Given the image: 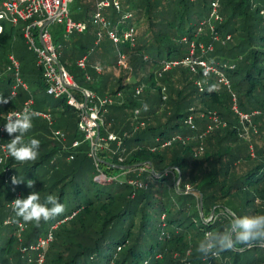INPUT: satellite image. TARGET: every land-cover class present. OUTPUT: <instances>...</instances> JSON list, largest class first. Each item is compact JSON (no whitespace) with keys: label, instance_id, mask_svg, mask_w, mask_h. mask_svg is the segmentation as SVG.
I'll return each mask as SVG.
<instances>
[{"label":"trees","instance_id":"obj_1","mask_svg":"<svg viewBox=\"0 0 264 264\" xmlns=\"http://www.w3.org/2000/svg\"><path fill=\"white\" fill-rule=\"evenodd\" d=\"M215 1L221 20L212 22L214 30L206 25L199 32L201 24L210 20ZM125 3V16L132 15L129 26L136 28L135 45H121L139 77L137 84L125 86L119 78L118 89L112 92L116 83L110 90L111 78L106 79L102 70L98 73V67L93 69L100 96L114 99L103 115L101 139L113 133L121 145L107 142L113 151L100 149L96 165L88 156L89 144L76 133V111L65 105L58 112L57 126L66 134L69 151L41 143L52 135L50 125L32 116V128L21 141H40L36 159L21 162L8 156L0 167V264H23L19 245L35 242L45 223L54 222V240L43 264H263L264 240L236 243L223 251L217 245L207 255L197 248L201 242H211L206 235L223 233L235 218L264 215V0ZM12 38L10 32L0 35V126L3 115L21 109L29 98L40 112L47 113L45 106L55 107V99L51 104L37 98L40 91L32 92L43 79L37 64L38 80L32 79L34 69L24 73L30 92L22 91L21 103H12L11 77H4L8 58L1 57ZM192 43L198 59L224 71L230 88L213 75L205 77L200 67L193 72L182 63L189 58ZM201 44L213 46L212 53L203 54ZM173 62L179 64L162 71L165 63ZM137 86L144 88L140 95ZM234 96L240 113H262L251 120L262 126L258 131L250 129L252 145L239 135L241 124L248 122L234 111ZM212 115L218 116L219 124L210 119ZM189 118L194 126L186 123ZM196 126L204 135L194 131ZM18 135H8V142ZM76 140L82 144L74 150L71 144ZM200 149L203 154L198 156ZM71 154L74 160L69 161ZM100 172L113 180L98 179ZM14 177L23 182L13 184ZM18 192L23 198L38 192L40 203L56 197L64 211L47 221L26 223L8 208ZM213 211L217 219L208 221ZM6 219L11 221L7 226ZM17 224L26 226L21 242Z\"/></svg>","mask_w":264,"mask_h":264},{"label":"built area","instance_id":"obj_2","mask_svg":"<svg viewBox=\"0 0 264 264\" xmlns=\"http://www.w3.org/2000/svg\"><path fill=\"white\" fill-rule=\"evenodd\" d=\"M123 0H98L96 4V11L94 14L95 23L99 24L103 29L108 32L109 39L115 44L120 45L123 43H129L131 46L135 45V27L129 26L128 28L121 30L118 26L113 27L110 22L103 16V10L113 7L117 12L123 10ZM73 0H0L2 9L0 10V35L7 32L6 24H10L15 30L19 24L23 25L22 33L30 51H33L37 56V66L42 71L44 83L46 85V92L49 96L55 99L65 98L66 105L74 109L79 116L78 131L83 135V142L88 143L90 150L88 156L94 160L98 165V151L101 149V142H113L121 145L119 138L109 133L106 139H101L100 131L104 126L103 115L107 112V107L113 104L111 97L99 98L93 92L88 90L79 89L73 76L67 71L66 67L60 62V53L56 44H54L50 27L53 24H60L65 26V31L68 35L77 33H86L88 26L84 22H76L71 19L69 12V5ZM219 1L212 3V10L210 14V20L204 21L199 28V32L202 27L209 25L212 30L214 26L213 21H220L219 14ZM264 15V12L262 13ZM131 14L125 16V20L130 19ZM100 43L102 34L98 33ZM218 40V37L215 38ZM186 41V38L183 39ZM200 49L202 53L213 51V46L205 47L201 44ZM196 45L191 44L190 56L182 63L189 66L190 69L195 72L197 67L203 70L205 77L215 76L220 84L230 88L229 80L227 79L224 71L217 65L211 64L205 60H200L195 55ZM87 56L79 59L77 66L82 70L87 69ZM127 64V55L121 51L117 60L119 67H125ZM178 62L165 63L162 71L166 72L172 68V66L178 65ZM20 62L16 59L14 54L9 55L7 72L12 74L11 81L12 87L10 92V98H16L19 96L20 91L30 92V86L21 77L20 74ZM96 71L101 73V69L97 68ZM87 80H90L89 76H86ZM200 89H202L201 83H198ZM75 92L79 93L80 98L75 95ZM136 95H140L143 92V87L137 86L135 89ZM165 99V97H164ZM234 111L240 116L242 122L250 123L253 116L261 115L260 111H256L252 114H242L239 112L236 102L237 99L233 98ZM34 99L29 98L26 100L21 109L13 110L2 116L4 123L0 126V135L3 136L6 131L4 125L9 120V117L15 119L18 115H22L27 109L32 116L45 120L49 125H54L52 116L49 113L36 111L34 109ZM216 124L220 123L218 116L212 115L210 117ZM188 125H193L192 118H189L186 122ZM53 137L61 142L66 143L67 137L64 131H54ZM82 144V141L76 140L71 144V148L76 150ZM7 149L3 147V154L0 155V167L8 158ZM69 161L74 160V154L69 156ZM100 180H113L108 178L104 173L100 172L98 177ZM17 198H23L22 195L17 194ZM57 226H52L51 230L45 235L40 236L35 243L29 244L23 248V254L28 255V261L35 264H43L45 254L54 240V230ZM26 226L19 224L20 236L25 231ZM32 254L35 255V260L29 258Z\"/></svg>","mask_w":264,"mask_h":264},{"label":"rangeland","instance_id":"obj_3","mask_svg":"<svg viewBox=\"0 0 264 264\" xmlns=\"http://www.w3.org/2000/svg\"><path fill=\"white\" fill-rule=\"evenodd\" d=\"M97 1L98 0H73V2L69 5V12H70L71 19H73V21H76V22L80 21V22L86 23L88 28H89V31H87L86 33L74 32L73 34L68 35L65 31V26L60 25V24H53L49 29H50V32L52 34L54 44L57 45L59 53L61 55L60 56V62L66 67L67 71L73 76V78H74L75 82L77 83L79 89L91 91L96 96H98L99 98L102 99V98H105L106 96L104 94V96L101 97L99 94V92H101L99 90L100 85L98 86L97 85L98 82L96 83V81H94V79H93V76H94L93 69L94 68L98 67L99 69H101L104 72L106 79L111 78V81H113V82H112V84L109 85L110 90H111L112 85H114L119 78H122V80H123L122 85L131 86V85L137 84L139 77L135 76L132 72V67L130 64V59H129L128 54H126L127 55L126 66L125 67H119L117 65L119 53L122 51V45L121 44L119 46L115 45L109 39L107 30L103 29L99 24L95 23L94 14L96 11ZM125 2H126V0L122 1L123 10L120 13L117 12L113 7L103 10V16L108 20V22L111 23V25L113 27H115L116 24H118V23L125 24L127 26L126 28H128L130 25V23L127 20H125V13H126V10H125L126 9V7H125L126 3ZM1 9H2V6L0 4V10ZM6 28H7V32H10L12 34L13 38H12V41L9 43V45L6 47V49L1 52V57H3L4 60L7 59L10 55V52H11L10 46H12L14 56L20 62L21 77L23 78L24 73L26 74L30 70L34 69L35 75L32 76V79L34 81H37L38 80V77L36 76V73H37V67H36L37 56L33 51H30L28 46H27V43H26V41L23 37V33H22L23 25L19 24V26L15 30H13V27L10 24H6ZM98 33L102 34V38H101L99 44L97 43V40H99ZM215 41H217V40L215 39ZM210 53H212V52L209 51L205 55L208 56ZM84 56H87V58H88V61H87L88 69L87 70H82L81 68H79L77 66L78 60L83 58ZM86 76H89L90 80H87ZM4 77L5 78L12 77V74L6 71ZM91 78H92V80H91ZM2 83L3 82H0V84H2ZM26 83L29 85V82L26 81ZM117 87H118V84L116 83L114 85V87H112L113 90H111V91L114 92L115 90L118 89ZM163 89H165V88L163 87ZM110 90L106 91V93L110 94ZM36 91H40V93H37V98L39 100H42V101L48 100L49 103H51V104L54 103L53 100L55 98L52 96H49L47 94L46 86H45V83H44L42 77H40L39 83L34 84L32 87V92L35 93ZM163 91L165 94L166 90H163ZM21 93H22V91L19 92V95ZM75 95L78 98H80L78 92H75ZM123 97H124L123 93H121L118 96V98H120V99H122ZM22 99H23L22 96L12 98V101H13L12 103L15 105L19 104V103H21ZM65 105H66L65 98H61V99H55V104H54L55 107L54 108L45 106L46 108L44 110L52 116L53 121H54V125H50V131H51L52 135L51 136L49 135L46 138H44L43 142H41V143H44V144L46 143L51 148H55V149L62 148L65 151H69V144L67 142L61 143L53 137L54 131L61 130L59 128H62V127L58 128L57 118L59 117L58 112L60 110H62L65 107ZM69 109L71 111H75L72 108H69ZM36 111H38V110H36ZM230 111H231V109H230ZM254 112H256V111H254ZM39 122L43 124L42 120L41 121L39 120ZM194 125L195 124H193L191 126H194ZM241 126H242V128H240V125L238 126L241 129L239 135L244 140L246 138V140L248 141L247 144L252 145V143H251L252 136L250 134L251 133L250 129H253L254 131L260 130L262 127L261 122H257V124L255 122H251V123H247V124L244 123V124H241ZM201 128L203 129V127H201ZM198 130H199V127L196 126V128H194V131H198ZM61 131H63V130H61ZM201 132H203V131H200V132L198 131V134L200 133L201 136L204 135V134H201ZM76 133L79 136V138H81V139L83 138V135L78 131V128L76 129ZM8 135L9 134L3 135V136L0 135V155L3 154V147H5L7 149L6 146H7V144H9ZM100 144H101L102 151H104V150L105 151L110 150V152L113 151V149H111L109 147V143H107L106 141H102ZM6 151L8 154V150H6ZM202 154H203L202 149H200L197 152V155L201 156ZM45 166H49V162L47 163V165L45 164ZM39 169L41 170V167ZM121 177H123V176H121ZM176 184L177 185L179 184V179L177 180ZM187 192H189V189L187 190ZM17 194L21 195V193H19V192ZM17 194H14L13 201L10 204H8V208L13 211L12 216L16 215V212L14 211V200L17 199ZM201 208H202V206H201ZM5 209H7V207H5ZM0 210H2V207ZM16 217H19V216L16 215ZM214 217H215V212L213 211L212 216L210 218H208L207 220L208 221H211V220L213 221V219L216 220L217 218H214ZM17 219H20V217ZM55 221H57V219H55ZM10 223H11L10 219H6L5 226L9 225ZM30 223H32V222H30ZM54 225H55V222L52 224L45 223V226L43 227V230H42L43 232L41 233V235L43 236V235H45V233L49 232L51 230L52 226H54ZM16 236L19 238V242H21L23 234H22V236H20L19 224L16 225ZM35 242H33V243H35ZM33 243H31V244H33ZM263 246H264V244H263ZM23 248L24 247L20 244L19 250L22 252V254H23ZM191 252H192V254L195 252L194 248L190 249V251H188L187 255L190 256ZM23 257L25 260V262L23 264H35V263H30L28 261V255L23 254ZM29 258H31L32 260L36 259L34 254L29 256ZM175 259L179 260V257L177 254L175 255ZM182 261L183 262L187 261L186 257L183 258ZM9 264H16V263L15 262H12V263L9 262Z\"/></svg>","mask_w":264,"mask_h":264},{"label":"clouds","instance_id":"obj_4","mask_svg":"<svg viewBox=\"0 0 264 264\" xmlns=\"http://www.w3.org/2000/svg\"><path fill=\"white\" fill-rule=\"evenodd\" d=\"M32 113L27 109L22 115L13 119L11 116L4 125V130L9 134L19 133L9 144L7 150L10 157L16 161L35 160L38 155L40 141L32 138L27 143L21 141V137L32 128ZM23 181L12 180L13 184H19ZM32 184H28L32 187ZM38 192H32L26 198H17L14 200V211L24 222L35 221L39 223L42 219L47 221L49 218L64 211V205L58 202V199L49 196L45 203H40ZM235 233L233 239L232 233ZM210 240L209 243L201 242L197 248L199 253L207 255L214 248L219 246V250L230 249L236 243L248 244L250 241L264 240V215L253 217H238L231 221L229 228L223 233L208 234L205 237Z\"/></svg>","mask_w":264,"mask_h":264},{"label":"water","instance_id":"obj_5","mask_svg":"<svg viewBox=\"0 0 264 264\" xmlns=\"http://www.w3.org/2000/svg\"><path fill=\"white\" fill-rule=\"evenodd\" d=\"M124 169H126V168H124Z\"/></svg>","mask_w":264,"mask_h":264}]
</instances>
